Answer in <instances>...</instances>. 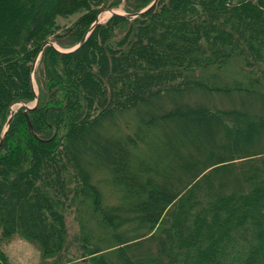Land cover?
Segmentation results:
<instances>
[{
    "label": "trees",
    "instance_id": "trees-1",
    "mask_svg": "<svg viewBox=\"0 0 264 264\" xmlns=\"http://www.w3.org/2000/svg\"><path fill=\"white\" fill-rule=\"evenodd\" d=\"M75 1L0 0V140L13 106L35 101L33 64L51 39L45 36L55 19ZM153 1L143 0L128 12ZM98 13L91 9L74 26L75 44ZM129 22L131 29L117 34ZM234 59L256 70L255 79H244L246 90L240 84L209 86L200 79L198 73L213 69L211 79L222 81L221 73ZM39 72L44 82L39 104L29 112L32 128L21 107L0 148V264H10L3 244L17 234L39 246L44 264H264V114L175 102L159 118L144 119L141 109L155 99L198 91L264 95V0H159L138 18L113 16L97 25L74 52L47 47L37 77ZM123 112H136L148 128L160 120L200 122L212 141L222 138L220 151L209 149L202 160L177 153L174 164L161 170L143 166L148 200L106 206L92 173L81 165L79 141L84 142V130H96ZM215 122L220 125L216 135ZM142 138L128 136L126 148L106 139L116 147L114 159L98 139L90 141L101 160L95 168L111 171L124 200L141 184L135 178L128 183L121 174ZM191 147L203 155L199 144ZM66 169L76 173L73 189ZM69 196L81 199L77 210L91 211L102 234L84 230L81 255L73 258L67 254L61 203ZM91 239L105 246L92 245Z\"/></svg>",
    "mask_w": 264,
    "mask_h": 264
},
{
    "label": "rangeland",
    "instance_id": "rangeland-1",
    "mask_svg": "<svg viewBox=\"0 0 264 264\" xmlns=\"http://www.w3.org/2000/svg\"><path fill=\"white\" fill-rule=\"evenodd\" d=\"M98 1L99 4L97 5ZM104 1L105 0H76L70 6L71 9L69 12L59 15L55 19L54 25L51 26L49 34L45 36V39L51 37L48 41L54 42L56 46L62 50L72 49L76 46L75 43L79 34L77 31L73 32L75 29L74 26L85 14L90 12L91 9H99L97 17H100L101 23H106L111 18L109 14L110 10H116L120 13H130L128 11H132V7L134 5L141 4L143 0H111L107 6H105V4L103 5ZM84 2L85 4H82ZM130 23L131 22L121 24L118 29H116L117 34L122 35L127 32L128 29H131ZM135 28L136 24H133V29ZM250 68L254 69L256 67L253 66ZM255 71L256 70H250L248 67H245L242 59H234L230 66H228L225 71L221 73L223 77L222 81L225 83L222 81H213L211 79V76H213L216 72L213 69L200 72L198 75L200 79L208 83L209 86L218 84L222 87L225 86L231 88L240 84L246 90L245 86L248 85L245 84L244 79L250 81L251 79H255ZM43 82V76L41 72H39L38 77L35 76L34 81V86L37 92H39L40 88L43 87ZM258 92L259 91L255 92L253 95H240L234 92L233 94H229L230 96H227L223 94H210L204 91H198L180 95L179 98L168 95V97H164L159 100L155 99L151 105L142 106L141 109L144 112L142 117L145 119L146 116L152 114L159 118L161 114L173 108L175 102L180 105H184L185 103L204 104L213 108H232L233 106L241 107V110L244 108L245 111L250 112L252 116H257L259 113L264 114V95H258ZM142 98H145V96ZM26 105L33 107L34 102H30ZM16 107L18 108V106ZM187 115L189 117L200 116L192 113ZM140 119L141 116L139 117L136 112L120 113L96 130H90L89 128L86 131L84 130V142L79 141L81 150V165H83V167L87 170H90L92 173V182L99 189L102 195L103 203L106 206L116 208L122 206V202L125 201L127 203H132L133 200L135 202L148 200L151 189L147 185L142 184V177H144V169H142L143 166L150 169L153 168L152 170H161L162 168H166L168 163L174 164L175 154L177 153H180V155L185 158L186 153L189 152L198 159L202 160L204 155H206V151L209 149L220 151L219 144L223 142L221 140L222 138L215 136L212 141L211 138H209L206 126L200 122L197 123L194 121L192 124L186 125L180 120H175L172 123H165L160 120L158 126L153 125L154 127L148 128L144 125L145 122H140ZM253 119H255V117ZM219 127V123L215 122L213 128L215 130V135L219 130ZM136 133H138L139 136L142 135L143 138L135 148H132V151L130 149L131 153L128 155L126 166H124L125 173L121 174V176L124 177L122 179L126 180L128 183L131 182L130 178H135L136 181L141 184H138V187L135 185V193H132L134 187L130 190L133 198L130 196V199L124 200L122 193L116 184L112 182L111 171L108 169L103 170L95 168V165L101 160L94 156V146H92L93 144H91L90 141L98 139V143H100V145H104L111 151V157L114 159V156L117 155L116 147L115 145L106 143V139H110L115 142L119 141V143L126 148L127 145L125 141L127 137L130 135L133 136ZM191 144H195L197 146L199 144L201 146L200 151L203 152V155L194 153V151H192ZM100 154L104 156L101 151ZM122 154L126 155L125 152ZM109 167H114V165ZM64 173L65 175H69L67 178L69 180L68 186L70 189H73L77 185L76 181L72 179L75 171L73 169L72 171L66 169ZM80 200L81 199H73V196H69L67 198L63 197L61 199V203L64 205L62 213L66 218L69 232L67 254L68 251L69 253L71 252L69 254L70 258H73V256L79 257L81 255L79 248L83 246L82 232L84 230L88 232L91 230V232L97 231L96 234L102 236V234L95 229L92 221L94 220V217H91V211L85 212L82 207L77 210V206L80 205ZM71 202H73V204H71ZM70 205L71 207H69ZM122 215L123 214H121V216ZM130 235H133L132 231H130ZM97 238L100 237L97 236ZM90 242L92 245L99 244L105 246V244H102V241L98 239H91ZM3 251L6 253L10 264H44L46 262L39 246L24 239L19 234L14 235L11 240L3 244ZM69 257L67 260H69ZM74 264L89 263L78 260Z\"/></svg>",
    "mask_w": 264,
    "mask_h": 264
},
{
    "label": "water",
    "instance_id": "water-1",
    "mask_svg": "<svg viewBox=\"0 0 264 264\" xmlns=\"http://www.w3.org/2000/svg\"><path fill=\"white\" fill-rule=\"evenodd\" d=\"M158 2H159V0H154L153 3L151 5H149L147 8H145V9H143L141 11L135 12V13H120V12H118L116 10H110L109 14H110V17H112V16H123V17H127V18H130V19H135V18H138L141 15H144V14L148 13L152 9H154L155 6L158 4ZM99 24H101L100 17L97 18V20L92 24V26L89 28L88 32L85 34V36L83 37L81 42L77 46L72 48V49L62 50V49L58 48L54 42H51V41H48L46 44H44L43 47L41 48L36 60H35V63L33 64V67H32V74H31L32 84H33L32 86L35 88V86H34L35 72H36L37 66H38V64L40 62V59H41V57H42V55L44 53V50L47 47H52L55 50H57L58 52H60V53H71V52H74V51L78 50L79 48H81L86 43L87 39L89 38V36L93 32V30ZM38 104H39V98L37 96L35 105L33 107L24 105V107L26 108L24 113H25V115L28 118V125H29L30 128H32V124H31V121H30V118H29V111L35 109L38 106ZM15 114H16V110L12 109L11 116H10L9 121L7 122L6 126H5V130H4L2 138L0 140V148L2 147V145L4 143L6 134H7L8 130H9V128H10V122H11L12 118L15 116Z\"/></svg>",
    "mask_w": 264,
    "mask_h": 264
}]
</instances>
